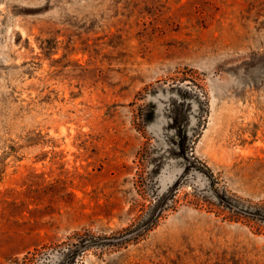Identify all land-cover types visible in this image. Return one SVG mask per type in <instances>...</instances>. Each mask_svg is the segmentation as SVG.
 Returning a JSON list of instances; mask_svg holds the SVG:
<instances>
[{
	"label": "rangeland",
	"instance_id": "374dc122",
	"mask_svg": "<svg viewBox=\"0 0 264 264\" xmlns=\"http://www.w3.org/2000/svg\"><path fill=\"white\" fill-rule=\"evenodd\" d=\"M258 207L264 0H0V264H264Z\"/></svg>",
	"mask_w": 264,
	"mask_h": 264
},
{
	"label": "trees",
	"instance_id": "16d2710c",
	"mask_svg": "<svg viewBox=\"0 0 264 264\" xmlns=\"http://www.w3.org/2000/svg\"><path fill=\"white\" fill-rule=\"evenodd\" d=\"M256 216H258V221L264 223V207H258V214H255ZM153 216L151 215H148V217L146 218L145 221H143L142 223L144 224L145 222H149V221H152V223L156 222L158 220V217L157 218H152ZM149 230V229H148ZM147 230V231H148ZM84 250H81L80 252H83Z\"/></svg>",
	"mask_w": 264,
	"mask_h": 264
}]
</instances>
